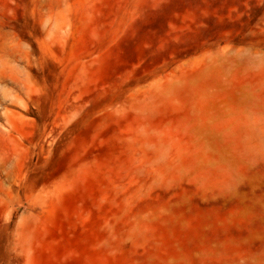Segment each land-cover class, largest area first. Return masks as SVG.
Wrapping results in <instances>:
<instances>
[{
    "label": "rangeland",
    "instance_id": "rangeland-1",
    "mask_svg": "<svg viewBox=\"0 0 264 264\" xmlns=\"http://www.w3.org/2000/svg\"><path fill=\"white\" fill-rule=\"evenodd\" d=\"M0 264H264V0H0Z\"/></svg>",
    "mask_w": 264,
    "mask_h": 264
}]
</instances>
